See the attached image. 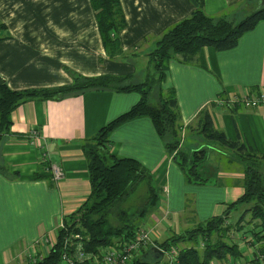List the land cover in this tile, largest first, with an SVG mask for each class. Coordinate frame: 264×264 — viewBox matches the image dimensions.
<instances>
[{
    "label": "crops",
    "instance_id": "0c3cea01",
    "mask_svg": "<svg viewBox=\"0 0 264 264\" xmlns=\"http://www.w3.org/2000/svg\"><path fill=\"white\" fill-rule=\"evenodd\" d=\"M251 2L204 0L203 10L209 16L234 21L252 11ZM120 6L125 25L116 33L118 52L109 56L90 0H0V76L15 90L67 85L75 74H131L133 80V64L120 62L123 54L133 52L132 58L147 60L155 41L195 7L194 0H120ZM163 84L175 90L183 135L194 147L214 151L217 159L223 156L214 149L223 146L206 140L196 127L185 130L207 107L214 126L231 140L264 152V107L229 109L226 104L246 89L264 90V21L244 33L234 48L218 51L203 47L190 63L174 56ZM138 98L135 92L88 90L60 100L29 101L13 111L10 132L0 137V244L4 243L0 264H26L31 249L39 248L45 237H55L62 216L74 211L89 193L81 141ZM31 129L46 139L48 162L62 169L60 180L33 178L42 161L40 148L29 141ZM109 139L110 152L141 162L155 176L160 191L167 186L163 199L159 196L166 208H155L151 215V220L158 219L164 212L167 219L158 220L155 238L174 231L176 221H188L184 205L189 195L191 213L199 219L216 212L214 204L226 205L243 192L244 164L235 158L229 159L232 164L228 168L218 169L223 183L187 184L147 117L121 124ZM177 194L179 201L174 206Z\"/></svg>",
    "mask_w": 264,
    "mask_h": 264
},
{
    "label": "trees",
    "instance_id": "16d2710c",
    "mask_svg": "<svg viewBox=\"0 0 264 264\" xmlns=\"http://www.w3.org/2000/svg\"><path fill=\"white\" fill-rule=\"evenodd\" d=\"M90 4L95 12L102 43L107 54L113 56L119 50L116 33L125 25L120 0H90ZM203 4L204 0H194L195 7L190 15L173 24L155 41L153 49L148 53V63L153 72L149 73L144 81L134 82L131 74H75L70 84L56 87L15 90L5 81L0 84V137L10 132L13 111L29 101L60 100L88 90L139 94L137 102L126 111L109 120L94 135L81 141L87 164L89 193L74 211L62 216L61 227L56 229L53 247L44 255H41V252L36 253L34 264H61V255L69 243L71 248L80 246L86 252L93 253L97 252L99 247L112 245L116 240H128L137 233L140 220L147 214L148 208L156 205L159 194L152 185L153 176L150 171L137 159L118 156L107 149L110 133L127 121L139 117L150 119L165 151L174 153L173 162L182 171L185 182H206V178H203L197 169L206 157V148L189 152L179 149L182 124L178 101L174 88H164L162 85L169 61L174 56H179L182 62H193L203 47H212L218 51L234 48L244 33L264 21V6L252 10L238 22H234L226 17L207 15ZM152 96L157 100L154 104L150 102ZM226 104L229 109L239 106L230 102ZM193 127L209 142H216L237 152L238 159L244 164V189L236 200L228 204L226 211L229 213L230 208L252 203L247 210L251 211V218L259 220L257 226H260L252 232L257 239L264 241V234L260 235L264 232V173L259 166L264 157H258L257 153L249 151L239 140H231L223 130L216 128L211 111L207 107L197 113L186 129ZM49 166L46 160L40 162L33 178L51 181ZM143 180L147 182L148 199L137 213L134 211L129 214L121 207V203ZM111 216L117 219V224L111 221ZM243 217L244 215H241L237 220L238 226ZM227 218L228 214L223 212L182 232L174 233L158 242V251L154 247L148 250L150 259H147V253L144 251L129 264H161L160 250L179 243L189 245L180 248L178 264H210L214 259L240 260L242 253L238 245L224 239L230 230V225L226 224ZM200 237L205 238V247L202 250L192 247V243H197ZM71 248L70 252L73 250ZM259 249L264 252V244Z\"/></svg>",
    "mask_w": 264,
    "mask_h": 264
},
{
    "label": "rangeland",
    "instance_id": "374dc122",
    "mask_svg": "<svg viewBox=\"0 0 264 264\" xmlns=\"http://www.w3.org/2000/svg\"><path fill=\"white\" fill-rule=\"evenodd\" d=\"M259 4H260V0H252L250 10H255L259 6ZM247 12L249 13L251 11H247ZM247 12L243 13V15L237 17L234 20V22H238L241 18H243L246 14H248ZM132 53L133 52L124 53L123 56L120 58V60H121L120 62H123V63L128 64V65L133 64L134 74H135L133 80L137 81V82L144 81L146 79L147 75L149 73L153 72L152 67H150L148 65L149 64L148 58H147V60L143 59V58H132ZM135 55H141V54L136 53ZM162 85H164V84L162 83ZM252 92H253V89H252ZM137 95L139 97V94H137ZM150 102L152 104H154L157 102V100H156V98H154V96H152L150 99ZM239 105L243 106L241 103ZM224 106H225V104H224ZM243 107H245V106H243ZM259 107H264V106H259ZM255 108H258V107H255ZM185 130L187 132V129H185ZM183 132H184V129L181 130L179 149L185 150L187 152H189V150H193V149L197 150L198 146L194 147L195 144L191 139H189V140L185 139ZM216 144H218V143H216ZM214 149L219 154H223V156L220 157V159L219 158L217 159V156H219V155L216 154L214 151H211V152L206 151L207 155H206L204 161L201 162L197 166V169H198V172L201 174V176L203 178H206V180H205L206 182H209L211 184L223 183L224 182L223 179H220L217 176V174L219 172L218 169L219 168L223 169L224 167L228 168L229 164H232V162H230L229 159H231V158L238 159L237 152L235 150L228 148V147H225V146H223L222 149L216 148V147ZM251 151L254 152L253 150H251ZM255 153H257L258 157H264L263 156L264 152H261V153L255 152ZM168 154H169L170 159L173 161L174 153L170 154L168 152ZM262 163H264V158H262V160L259 163L260 164L259 166L261 167V171L264 173V164H262ZM150 173L153 176L151 171H150ZM152 185L155 187L160 198L163 199L162 193L164 195L167 193V186L164 185L162 187V190L160 191L159 183H158V181H156L155 176H153ZM243 185H244V181H243ZM243 189H244V187H243ZM243 189H242V191H243ZM229 190H231V186L229 187ZM236 197L237 196H235L234 199H233V197L231 199H229L227 204L233 202V200H236L237 199ZM160 198H158V201L154 207L148 208L147 214H145V216L140 220L141 224H139L140 225L139 229H142L143 227H146V226L153 227L152 228L153 232L150 234L149 244L154 243L155 240L158 239V238H155V235H154V233L157 234L156 233V224L158 223V220H162L165 217L164 212H163L162 217L160 216V218L158 217V219H152L151 220V215H152V213H155V211H154L155 208H157V209L160 207L166 208L165 206H163L164 203L160 200ZM147 199H148L147 182L145 180H143L137 185L134 192H132L128 196V198L124 200L123 203H121V207L124 208L125 210H127V212L129 214L134 213V211H136V213H137V211L140 210V208L146 203ZM186 200H187L188 204H187V202H185L184 206L187 210H184V215L187 217L188 221L184 220V218H182L181 221H178V223L176 221V225L172 224V229L174 231H171V232L167 231L165 233H162L161 236L159 237V239L161 241L168 238L170 235H172L174 233H179V232L184 231L187 228L195 226L196 224L206 220L207 218H210L211 216H213V214H219L220 215L223 212H226L228 214L226 224L230 225V230L225 235L224 239L227 242L235 243L236 245H238L239 251L242 253V258L240 260L228 259V261H219V260L214 259V260H211L210 264H241L240 261H243V260L245 262H249V263H253V264H264V252L259 249V247H261V245L264 244V241L257 239L253 235V232H252L253 229H255V230L259 229L260 226H257L259 224V220L251 218V211L247 210L252 205V203L241 204V205L235 206V208H230L228 210L229 213L226 211L227 206H228L227 204L226 205L214 204L212 206V209L216 208V210H217L216 212H213L210 215H205L204 217L200 216L201 218L198 219L193 213H191L193 211L192 210L193 209V203H190V200H192L191 195H189V197H187ZM178 201H179V195L177 194L174 198V206L178 205ZM198 206L199 205H197V207ZM203 206H204V210H205L207 207H206V205H203ZM223 209H224V211H223ZM113 211L114 210H112V212ZM202 212H205V211L202 210ZM156 214H158V213H156ZM241 215H244L243 221L238 226L236 224V222ZM190 218H193L194 220L192 221ZM165 220H167V219H164V221ZM111 221L114 224H117V219L114 216H111ZM162 225H165V223H163ZM263 234H264V232H262L260 235H263ZM213 237H215V235ZM46 238L47 237H45L44 239H46ZM159 239H158V241L161 242ZM47 240H49V237L47 238ZM3 244L4 243H1L0 247L3 246ZM150 245H152V244H150ZM187 245H189V244L179 243L178 245L171 246V247H175L177 250L176 255H175V259L172 261L171 264H178V256H179L180 248H183ZM151 247H153V246H149V248L145 252L147 253ZM171 247H169L165 250H169ZM192 247H195L198 250H202L205 247V238L200 237L198 239L197 243H192ZM39 250L40 251L36 250L35 253L38 254L41 252L40 253L41 255L45 254L44 251L41 250V248ZM30 253H28V255H26L27 257H25V262H29L32 264V261L35 258V256H34L35 253L34 254H30ZM159 257L161 260V264H169L168 262L163 260L164 258L160 252H159ZM147 259H150V255L148 253H147Z\"/></svg>",
    "mask_w": 264,
    "mask_h": 264
},
{
    "label": "built area",
    "instance_id": "2783aa9c",
    "mask_svg": "<svg viewBox=\"0 0 264 264\" xmlns=\"http://www.w3.org/2000/svg\"><path fill=\"white\" fill-rule=\"evenodd\" d=\"M113 36V34H112ZM230 103L242 104L248 108L264 106V90L252 92L246 89L241 94H235L230 99ZM31 144L39 147L41 150V161H48V146L46 139L36 130L31 129L29 134ZM49 171L53 181H58L63 177L62 169L56 163H49ZM152 227H143L138 229L137 233L128 240H116L112 245L99 247L97 252H86L82 247L75 246L71 248L72 252L64 251L61 257V264H129L135 257H139L146 251L149 246H153L158 251L157 244L150 243V234ZM47 239V238H46ZM176 248L171 247L169 250H160L163 260L169 264L175 259ZM31 252L30 254H34ZM45 253V252H44ZM36 256V253L35 255ZM41 257V255H40ZM35 258L32 261L34 264Z\"/></svg>",
    "mask_w": 264,
    "mask_h": 264
},
{
    "label": "bare ground",
    "instance_id": "6f19581e",
    "mask_svg": "<svg viewBox=\"0 0 264 264\" xmlns=\"http://www.w3.org/2000/svg\"><path fill=\"white\" fill-rule=\"evenodd\" d=\"M48 238V237H47ZM55 240H56V234H55V237L54 238H50L49 237V240L47 239H43L42 240V244L39 246V248H36V250L40 251L39 249L41 248L42 251H44L45 253L49 252V250L53 247L54 243H55ZM39 243V242H38ZM67 245V244H66ZM35 249H31L30 252H35L36 251ZM64 251H68L70 252V247L69 245H67L65 247V250ZM64 253V252H63ZM62 253V255H63ZM61 255V257H62Z\"/></svg>",
    "mask_w": 264,
    "mask_h": 264
},
{
    "label": "water",
    "instance_id": "95a60500",
    "mask_svg": "<svg viewBox=\"0 0 264 264\" xmlns=\"http://www.w3.org/2000/svg\"><path fill=\"white\" fill-rule=\"evenodd\" d=\"M261 6H264V0H260V5H259V7H261ZM258 7V8H259ZM257 9V8H256ZM4 82V80L2 79V77L0 76V84H2Z\"/></svg>",
    "mask_w": 264,
    "mask_h": 264
}]
</instances>
